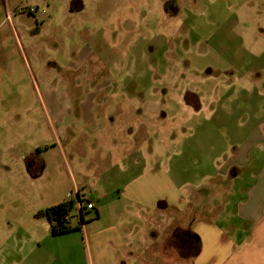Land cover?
Segmentation results:
<instances>
[{
	"label": "rangeland",
	"instance_id": "obj_1",
	"mask_svg": "<svg viewBox=\"0 0 264 264\" xmlns=\"http://www.w3.org/2000/svg\"><path fill=\"white\" fill-rule=\"evenodd\" d=\"M88 48L96 54L86 64L70 55ZM262 65L264 0H0V248L18 257L26 236L51 235L40 211L79 192L96 204L83 211L90 250L96 230L115 222L125 237L119 253L134 251L137 264H159L169 217L139 210L124 187L166 185L163 171L175 175L184 162L173 155L182 138L199 121L205 133L216 119L212 98L218 108L225 105L219 111L225 120L253 106L242 95L264 92L259 73L248 72ZM189 90L199 94L202 109L188 106ZM230 92L238 96L226 102ZM80 104L106 110L84 120L70 148L55 129ZM136 104L145 122L131 119ZM151 108L160 110L150 114ZM199 147L196 141L192 150ZM206 159L202 153L186 160L184 170L194 173ZM143 171L149 177L133 178ZM214 198L220 202L222 193ZM69 216L80 224L76 202ZM87 252L66 250L52 264H90Z\"/></svg>",
	"mask_w": 264,
	"mask_h": 264
},
{
	"label": "crops",
	"instance_id": "obj_2",
	"mask_svg": "<svg viewBox=\"0 0 264 264\" xmlns=\"http://www.w3.org/2000/svg\"><path fill=\"white\" fill-rule=\"evenodd\" d=\"M95 54L94 49L88 48L87 54L70 55L77 56L76 63L83 65ZM7 63L9 64L8 59ZM256 67L248 72H258L256 75L259 81L264 82V65ZM110 77L108 79H112ZM2 78L0 76L1 85ZM248 86L250 88V85ZM192 92L199 96L197 92ZM230 93L225 98L226 102L238 96L235 92ZM242 97L246 103L251 102L253 106L240 108L235 117L230 112L232 117L226 120L219 117V111L225 105L218 108L217 104H213L212 98L211 115L216 114V119L209 123L205 133L200 132L199 121L182 138L173 155L184 162L178 167L175 175V171H169V167L166 172L163 171L167 174L166 185H162L158 191L152 186L139 188L138 183L135 189L136 183L130 185L129 190L126 189L127 186L124 187L122 194L129 193L133 199L132 204L139 210L155 209L159 216L167 214L169 217L164 226L165 235L161 237V244L158 245V255L162 259L159 264H264V92L259 89L250 92L248 89ZM199 103L200 108L203 107L200 96ZM187 104L197 111L192 104ZM135 106L133 111L136 116L131 119L145 122L142 111L137 104ZM129 108L132 111V107ZM156 109H149L150 114ZM105 110L106 107L103 106L86 107L80 104L68 115L63 117V114L59 118L60 125L58 132L55 129V136L69 140V147L73 148L77 140L74 137L84 132L88 121L92 119L90 115ZM159 110L157 109V112ZM6 113H10V110ZM87 119L88 121H84ZM118 127L120 134L125 132L126 128L119 123ZM128 128L130 133H135L130 126ZM196 141H199L202 148L192 150ZM202 153L207 155L205 163L194 173L186 172V160L190 161ZM169 159L170 156L168 161ZM135 161L137 160L134 159ZM136 177L146 178L149 174L143 171L133 178ZM170 182L173 183L172 189ZM218 193H222V200L215 202L214 196ZM94 205L96 206L95 203ZM77 206L79 208L78 204ZM99 216L102 219L101 213ZM143 219L145 221L146 217ZM153 222L154 218L151 217L147 224L151 225ZM82 227V232L78 231L81 236L77 237H66L72 234L73 230L61 234H53L50 231L51 235L47 233L40 237L33 232L19 243L18 257H11L10 252L1 247L0 264H52L59 261L66 250L75 255H84V248L88 251L90 264H137L134 251L119 253L120 246L125 243V237L115 222L108 225L103 223L90 237L93 242L92 250L89 249L88 242L86 244V226L82 224ZM169 229L173 230L172 233ZM187 230L196 234L195 247L191 251H187L184 242ZM63 240L72 245L62 246L59 241ZM46 241H49V248L43 247ZM121 259H124L123 263ZM76 264L82 263L77 261Z\"/></svg>",
	"mask_w": 264,
	"mask_h": 264
},
{
	"label": "trees",
	"instance_id": "obj_3",
	"mask_svg": "<svg viewBox=\"0 0 264 264\" xmlns=\"http://www.w3.org/2000/svg\"><path fill=\"white\" fill-rule=\"evenodd\" d=\"M74 204L73 199H66L59 204L46 207L40 211V215H46L50 219L53 234H61L82 228V224L85 222L83 211L81 212V222L79 225L73 226L69 220V211L73 208Z\"/></svg>",
	"mask_w": 264,
	"mask_h": 264
},
{
	"label": "flooded vegetation",
	"instance_id": "obj_4",
	"mask_svg": "<svg viewBox=\"0 0 264 264\" xmlns=\"http://www.w3.org/2000/svg\"><path fill=\"white\" fill-rule=\"evenodd\" d=\"M37 12H39V11H37ZM193 98H195V95L193 93L188 94L189 100H192ZM79 195H80V193H77V197L75 198V200H74V197L69 198V199H73V201L77 203V199H78ZM184 239H185L184 242H185L187 251L193 250L195 247L196 234L192 233V231L187 230L185 233Z\"/></svg>",
	"mask_w": 264,
	"mask_h": 264
},
{
	"label": "built area",
	"instance_id": "obj_5",
	"mask_svg": "<svg viewBox=\"0 0 264 264\" xmlns=\"http://www.w3.org/2000/svg\"><path fill=\"white\" fill-rule=\"evenodd\" d=\"M29 11L32 13L37 12V11H41L42 13L46 12L44 9L41 10L39 8H36V7L30 8ZM68 196L71 198L73 197V195L71 193H69ZM77 204L79 205L81 212L84 211V209H86V207H88V208H94L95 207L93 202L86 200L81 195L78 196Z\"/></svg>",
	"mask_w": 264,
	"mask_h": 264
},
{
	"label": "water",
	"instance_id": "obj_6",
	"mask_svg": "<svg viewBox=\"0 0 264 264\" xmlns=\"http://www.w3.org/2000/svg\"><path fill=\"white\" fill-rule=\"evenodd\" d=\"M190 93H193V92L192 91H187V93H186L185 99H186L187 103L192 104L195 107V109H200L201 105L199 103V96L196 93H193L195 95V98H193L192 100H189L188 99V94H190Z\"/></svg>",
	"mask_w": 264,
	"mask_h": 264
}]
</instances>
